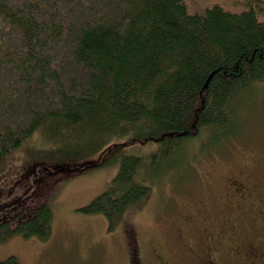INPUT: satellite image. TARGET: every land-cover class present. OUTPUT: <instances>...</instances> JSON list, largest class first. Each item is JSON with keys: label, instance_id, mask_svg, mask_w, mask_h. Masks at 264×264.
Instances as JSON below:
<instances>
[{"label": "trees", "instance_id": "16d2710c", "mask_svg": "<svg viewBox=\"0 0 264 264\" xmlns=\"http://www.w3.org/2000/svg\"><path fill=\"white\" fill-rule=\"evenodd\" d=\"M258 83L264 0L201 12L187 0H0V171L34 134L52 164L104 153L117 173L78 211L103 215L111 232L147 199V167L191 159V140L234 125ZM151 143L149 160L123 154ZM52 220L44 204L15 227L3 221L0 244L46 241Z\"/></svg>", "mask_w": 264, "mask_h": 264}, {"label": "rangeland", "instance_id": "374dc122", "mask_svg": "<svg viewBox=\"0 0 264 264\" xmlns=\"http://www.w3.org/2000/svg\"><path fill=\"white\" fill-rule=\"evenodd\" d=\"M187 3L201 12L222 0ZM241 111L234 125L191 140V159L180 154L147 167V199L111 232L103 215L78 209L110 186L118 161L107 163L100 153L86 161L52 164L39 155L41 142L34 134L22 150L7 157L0 171V223L15 227L34 208L47 204L53 216L51 235L46 241L14 235L0 244V262L14 256L21 264H128L129 249L132 264H150L148 247L153 244L169 264H205L210 247L222 250L221 255L211 252L219 264H246L237 257L236 247L243 244L251 252L259 246L264 251V243L257 241L264 236V200L259 210L248 202L227 209L221 199L222 180L246 166L251 171L264 168V83L253 86ZM216 138L230 140L218 147ZM157 146L137 145L123 154L149 160ZM205 228L216 236L214 242L204 241ZM231 233L238 234V241H232ZM249 251L243 248L245 255ZM256 264H264V258Z\"/></svg>", "mask_w": 264, "mask_h": 264}, {"label": "flooded vegetation", "instance_id": "af4514ba", "mask_svg": "<svg viewBox=\"0 0 264 264\" xmlns=\"http://www.w3.org/2000/svg\"><path fill=\"white\" fill-rule=\"evenodd\" d=\"M222 181L224 183V193L221 199L227 209H232L233 206H236L237 208L239 206L241 207L247 202L250 203V205H252L256 210L262 208V201L264 200V168L255 172L251 171V169L246 166L245 168L230 173ZM227 236L228 235H226V237ZM203 237L205 242H214L216 238V236L213 235L211 230H208V228L204 229ZM236 237H238V234L231 233V238H234L232 241H238V238ZM257 241H260L259 243H264V236H261ZM258 247L259 246L251 247L252 251L250 252L248 247H243V244L239 245L236 247L239 254L237 253L236 255L238 258L240 256L246 264H256L259 261L262 263L264 251ZM243 248L249 251V255L244 254ZM148 250L150 252V264H169L162 253V250H159L158 247L151 244V246L148 247ZM225 251L228 250L225 249L224 252ZM211 252L219 253V255L222 254L220 247H210V250L205 255L211 261H205V264H219ZM127 255V263L132 264L134 254L128 249ZM247 257L248 259L246 260Z\"/></svg>", "mask_w": 264, "mask_h": 264}]
</instances>
